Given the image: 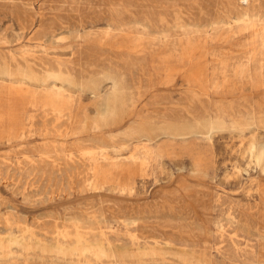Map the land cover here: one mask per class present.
Returning <instances> with one entry per match:
<instances>
[{
	"label": "rangeland",
	"instance_id": "obj_1",
	"mask_svg": "<svg viewBox=\"0 0 264 264\" xmlns=\"http://www.w3.org/2000/svg\"><path fill=\"white\" fill-rule=\"evenodd\" d=\"M0 264H264V0H0Z\"/></svg>",
	"mask_w": 264,
	"mask_h": 264
},
{
	"label": "bare ground",
	"instance_id": "obj_2",
	"mask_svg": "<svg viewBox=\"0 0 264 264\" xmlns=\"http://www.w3.org/2000/svg\"><path fill=\"white\" fill-rule=\"evenodd\" d=\"M243 1H247V0H243ZM76 31V30H75ZM183 32V31H182ZM9 46V45H8ZM19 49V48H18ZM6 59V58H5ZM211 120V119H210ZM218 122V121H217ZM211 123H212V121H211ZM214 124V123H213ZM197 126H198V124H196ZM211 127H213V126H211ZM210 128V127H209ZM55 130V129H54ZM262 153V152H261ZM261 155V154H260ZM261 161V160H260ZM86 169V168H85ZM75 171V170H74ZM19 186V185H18ZM88 191V190H87ZM25 231V230H24ZM44 251V250H43Z\"/></svg>",
	"mask_w": 264,
	"mask_h": 264
}]
</instances>
